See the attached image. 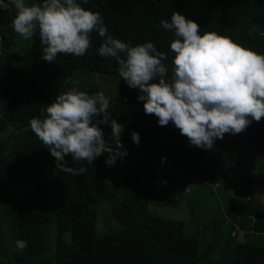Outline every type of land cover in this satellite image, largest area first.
<instances>
[{"label":"trees","instance_id":"16d2710c","mask_svg":"<svg viewBox=\"0 0 264 264\" xmlns=\"http://www.w3.org/2000/svg\"><path fill=\"white\" fill-rule=\"evenodd\" d=\"M114 1L78 0L102 16ZM198 1L155 0L148 10L150 32L170 47L174 33L160 22L170 21L175 11L193 19L191 9ZM27 2L42 5L43 0ZM206 2L223 15L211 18L214 29L233 23L231 38L264 54V0ZM14 16V10H0V118L13 129L0 149V264H264V205L247 195L231 196L223 204L209 185L229 184L228 172L220 162L199 174L204 189L198 184L196 193L190 194L191 221L151 210V205L178 207L188 198L161 183L155 166L163 154L153 157L148 146L160 152L170 148L185 162L197 160L200 154L195 146L186 144L188 138L172 122L160 126L155 115L145 114L144 102L137 99L140 90L130 88L119 77L113 58L99 55L102 41L98 33H91L92 47L84 56L59 54L49 63L41 59L38 32L31 40H16L19 35L9 26ZM212 25L201 27V32L213 29ZM166 55L163 63L170 71L174 53L170 50ZM81 73H91L90 88L97 76L115 85L109 112L124 126L120 139L128 155L118 158L114 166L105 164L107 152L91 164L76 163L69 155V166L87 168L86 173L72 176L56 169L55 158L32 132L30 121L44 118L48 103L73 87L68 79L76 81ZM105 128L110 134V124ZM4 129L0 128V134ZM133 131L140 134L139 145L133 142ZM239 134L256 145L252 146L264 149V118ZM223 139L234 146H238L235 139L244 140L227 135ZM128 165L131 169L124 174ZM164 179L172 181L166 175ZM199 197L201 206H218L211 217L199 206L202 221L192 205ZM106 207L114 224H106L102 230ZM239 230L245 236L243 241L233 235ZM18 239L27 241L22 252L15 246Z\"/></svg>","mask_w":264,"mask_h":264},{"label":"clouds","instance_id":"9594fccd","mask_svg":"<svg viewBox=\"0 0 264 264\" xmlns=\"http://www.w3.org/2000/svg\"><path fill=\"white\" fill-rule=\"evenodd\" d=\"M0 10H14L9 26L24 40L38 32L41 59L49 63L59 54L84 56L92 47L91 33H98L99 55L113 58L119 77L140 90L137 99L144 102L145 114L155 115L160 126L172 122L190 146L211 150L216 139L239 134L264 118V54L216 31L201 32L198 22L179 11L170 21L160 22L175 36L170 42L174 58L169 77L163 63L166 53L152 41L131 46L113 37L102 15L78 0H43L42 5L0 0ZM67 82L77 83L71 78ZM109 108L110 98L103 91L90 95L73 86L48 103L44 118L33 117L30 128L50 150L56 169L78 176L87 168L69 166V155L76 163L91 164L107 152V166L128 155L120 139L124 126L112 118ZM105 124L111 127L107 140L101 127ZM131 136L139 145V132ZM15 246L22 252L28 245L18 239Z\"/></svg>","mask_w":264,"mask_h":264},{"label":"rangeland","instance_id":"374dc122","mask_svg":"<svg viewBox=\"0 0 264 264\" xmlns=\"http://www.w3.org/2000/svg\"><path fill=\"white\" fill-rule=\"evenodd\" d=\"M154 1L155 0H115L112 3V6L108 8L102 16L108 29V33L113 37L119 38L126 43H129L131 46L152 41L157 49L168 53L171 50L170 47L166 46L160 38H156V36H154L149 30V27L151 26V20L148 16V10ZM191 10V16L193 20L198 22L200 27H206L209 24H213V29H206L207 31H216L229 37H232L234 34L235 27L233 23H231V25H229L227 28L224 25H221L220 28L214 29L215 23L212 22L213 20H211V18L213 16L221 18L223 15L219 9L207 4L206 0H199L194 4ZM20 39L24 40L20 36L16 37V40ZM27 52H29L28 49L26 50V53ZM168 55H166V57ZM173 58L171 59L169 77L172 75ZM0 75H3V73ZM91 77V73H81V76H76L77 83L74 86L81 91L88 92L90 95L99 91H103L105 95L110 98V111L114 101L112 98V90H114L115 85L111 81L106 82L104 77L97 76L92 84V87L90 88V85H87L91 80ZM105 125H101V127L103 128V132L107 140L110 134L107 133ZM0 128H5L4 132L0 134L1 149V141L4 140L13 129L5 125L1 118ZM225 135L229 137H241L245 141L235 139V144L238 146H234L232 141L218 139L215 141V145L211 150H205L196 147L200 155L197 160L191 162H185L181 155H175L170 148L167 150L164 149L162 152H160L157 149L153 150L154 147H151L152 145L148 146L147 150H152L153 157L157 156L159 158L161 153L163 154V157H166L163 162L162 157L161 162L159 158V161L155 166L161 183L166 188L176 192L175 194H185L188 198L182 201V204L178 207L151 205V210H153L158 215H162L167 218L191 221L193 218H191V207L189 206V203L191 202L190 194L194 192V195L196 193L194 189L198 187V184L203 182L204 179L199 176L202 170L207 168L210 164H216V162H220L221 167L225 170V172H228L227 178L229 180V184L223 186L217 182L211 183L209 185L213 188L215 195L218 199H221L223 204L226 199H230L231 196L247 195L252 199V201L264 205V149L252 146L255 144L248 141L246 137L240 134L233 135L231 133H226ZM186 144L190 145L188 140ZM190 149L191 148H188L187 151H190ZM234 149L238 151H234ZM240 163H245L248 167L243 168V165ZM130 169V165L125 167L124 174H127ZM164 175L171 178L172 181H166L164 179ZM246 182L248 183L247 188ZM203 185L204 183L201 185L202 190L204 189ZM210 191L211 189L207 190V192L210 194L209 197L213 198ZM204 193H206V191ZM200 203L201 198L199 197L193 201L192 205H194L195 208L197 207L196 218L202 221L203 213L201 210V215L199 217L198 209L199 206L201 209L202 207L206 208V206H201ZM206 209L209 211L208 215L211 217L217 213L218 206H216V204H212L208 205ZM203 210L205 212V209ZM104 213V221L100 223V228L102 230H105L106 224H114L107 207ZM189 226L192 228L195 227L193 223H189ZM234 234L240 241L245 239L243 231H235L233 232V235Z\"/></svg>","mask_w":264,"mask_h":264}]
</instances>
